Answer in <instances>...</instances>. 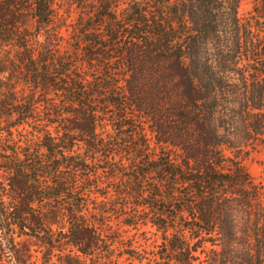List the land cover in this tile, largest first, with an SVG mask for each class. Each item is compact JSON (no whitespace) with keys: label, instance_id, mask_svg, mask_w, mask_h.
Returning <instances> with one entry per match:
<instances>
[{"label":"trees","instance_id":"1","mask_svg":"<svg viewBox=\"0 0 264 264\" xmlns=\"http://www.w3.org/2000/svg\"><path fill=\"white\" fill-rule=\"evenodd\" d=\"M59 1L0 0V261L264 264V0Z\"/></svg>","mask_w":264,"mask_h":264},{"label":"rangeland","instance_id":"2","mask_svg":"<svg viewBox=\"0 0 264 264\" xmlns=\"http://www.w3.org/2000/svg\"><path fill=\"white\" fill-rule=\"evenodd\" d=\"M60 13L63 14V20L60 22L62 25L61 35L63 36V40L61 41L64 43L65 46L66 41L68 40V32L70 30L69 26L70 22H72L73 16H75V7L72 3V0H60ZM252 0H241L239 5V16L244 19L248 16L249 11L251 10ZM260 22H264V20H259ZM66 24V25H65ZM68 24V25H67ZM264 24V23H263ZM261 25V24H260ZM39 40H42V36H39ZM242 163L250 172L253 180L256 183L264 184V145L258 147L255 151H252L246 158L242 160ZM136 233L135 230H131L130 234ZM141 233V234H140ZM154 228L151 227H143L139 232L135 234L136 237V248L139 252L145 251L148 254L154 253L160 245V239L158 235H155ZM36 253L34 255L39 256L38 249H35ZM55 259V257L53 258ZM124 263L126 264L127 261L125 260ZM0 264H7L6 261H0ZM132 264H137L136 261H133Z\"/></svg>","mask_w":264,"mask_h":264}]
</instances>
